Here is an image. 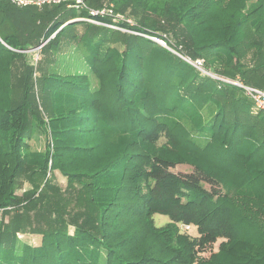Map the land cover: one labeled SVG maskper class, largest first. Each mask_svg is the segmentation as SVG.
<instances>
[{"label": "trees", "instance_id": "trees-1", "mask_svg": "<svg viewBox=\"0 0 264 264\" xmlns=\"http://www.w3.org/2000/svg\"><path fill=\"white\" fill-rule=\"evenodd\" d=\"M110 1L134 23L0 0V264H264V114L175 53L264 88V0ZM72 45L88 72L43 70Z\"/></svg>", "mask_w": 264, "mask_h": 264}, {"label": "rangeland", "instance_id": "rangeland-1", "mask_svg": "<svg viewBox=\"0 0 264 264\" xmlns=\"http://www.w3.org/2000/svg\"><path fill=\"white\" fill-rule=\"evenodd\" d=\"M84 1V0H83ZM100 6H110L113 11L114 14H118L121 15L123 17L129 18L131 20V22H133V16L129 15V14H123L121 12H115L114 10V6L113 3L110 0H103ZM111 19V23L117 25L118 22H126L123 21L121 19H119L118 21H115L112 19V17H109ZM93 22V21H91ZM93 23H97V24H104L103 22H93ZM134 23V22H133ZM105 25V24H104ZM122 31H124L122 28L120 29ZM46 42V41H45ZM44 42V43H45ZM42 46V44L38 45V46H32V47H28V49L24 50L25 52L29 53V59L31 60L30 62L32 64H35L36 61H38L40 63V59L42 56V54L40 53V47ZM81 49H77L76 46H69L67 49L60 51L58 53L52 54L53 60L46 63V65H44L43 70L46 71L47 73L52 72V73H58L61 75H68V74H76V73H86L88 72V66L85 62V58H84V54L83 52H81ZM38 72V71H37ZM90 79H92V84L95 85V79L93 76H89ZM250 109L252 111L253 108L250 106ZM164 139L161 138L159 140V143L163 142ZM29 144L31 146L32 149H42L43 144H44V140L42 138V136H36L33 137V139H31L29 141ZM191 166L187 165V164H176L174 167L170 168L171 171L175 172V173H189L191 171ZM55 174V181L60 184L62 187L65 186V178L62 177L57 171L54 173ZM206 188L210 189V185L205 184L204 185ZM25 187H27V185H25ZM22 189H18L16 192L18 194L21 193ZM9 217V213L8 214H3L0 211V218H4L5 221H7ZM153 221L154 224L156 226H162L164 225L166 222H168V217L165 215H160V214H155L153 215ZM70 232H72L73 228L70 226L69 227ZM180 231L182 232H186V234H188L190 237H196L197 236V232L194 226L190 225L189 228H182L180 227ZM19 234V239L22 240L23 242H26L32 246H37L40 244V235L38 234H32V233H17ZM222 239H217L213 244L209 245L210 247L207 248L206 251L199 253L200 256H205L208 255V249H213L214 251L217 249V245L219 244V242Z\"/></svg>", "mask_w": 264, "mask_h": 264}, {"label": "built area", "instance_id": "built-area-1", "mask_svg": "<svg viewBox=\"0 0 264 264\" xmlns=\"http://www.w3.org/2000/svg\"><path fill=\"white\" fill-rule=\"evenodd\" d=\"M60 1H65V0H11L12 3H14L17 6H26V5H34L37 6L38 8H41L44 5H50L53 3H58ZM72 5L75 8L79 9H86L88 13L92 16H108L112 17L113 20L118 21L119 19L126 21L128 24H133L129 18L123 17L118 14H114L113 9L110 6H100L96 8L88 7L86 6L85 2L83 0H72ZM71 5V4H70ZM69 6V5H68ZM88 21H93L96 22L95 20L91 18H84ZM114 28L113 25H109ZM156 42L161 44L162 46H166L165 42L161 39L158 38H153ZM180 58H182L185 62L190 64L196 71H198L201 75H206L209 76L217 81L228 83L231 85L238 86L241 88L244 92V94L249 98L251 101L253 107L257 110H259L261 113L264 114V88H258L252 85L244 84L242 81L238 79V77L235 78H229L222 76L220 74L214 73L211 70L207 69L204 59L201 57H195L191 58L187 55L180 54L178 52H175ZM182 228H189V225H183ZM19 236V234H18Z\"/></svg>", "mask_w": 264, "mask_h": 264}]
</instances>
